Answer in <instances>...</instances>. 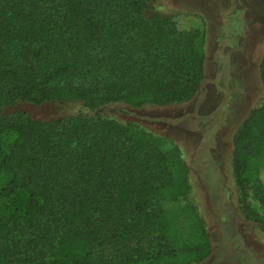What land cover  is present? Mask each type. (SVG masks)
Segmentation results:
<instances>
[{
    "label": "trees",
    "instance_id": "16d2710c",
    "mask_svg": "<svg viewBox=\"0 0 264 264\" xmlns=\"http://www.w3.org/2000/svg\"><path fill=\"white\" fill-rule=\"evenodd\" d=\"M175 18L156 0H0V264H137V235L156 242L145 264H200L210 255L190 203L180 208L184 223L166 215V203L191 190L180 148L98 111L195 96L204 73L199 31L179 29ZM259 75L264 86V54ZM60 78L68 82L54 86ZM48 102L87 112L42 121L9 110ZM231 155L245 216L264 226L246 184L260 159L254 196L264 208V104L237 131Z\"/></svg>",
    "mask_w": 264,
    "mask_h": 264
},
{
    "label": "rangeland",
    "instance_id": "374dc122",
    "mask_svg": "<svg viewBox=\"0 0 264 264\" xmlns=\"http://www.w3.org/2000/svg\"><path fill=\"white\" fill-rule=\"evenodd\" d=\"M164 15H176L177 27L199 31L197 49L204 57V73L198 92L190 100L166 106L132 108L125 104L98 111L123 121H133L146 130L176 144L189 168V195L166 203L172 223L185 221L180 208L190 203L201 217L210 242V255L200 264H264V226L249 220L242 209L232 172L233 139L252 109L264 104V86L259 66L264 54V0H156ZM68 81L57 79L54 86ZM18 109L33 119L55 118L87 112L79 103L23 104ZM63 143L70 142L64 135ZM246 175L248 202L264 219V208L254 196V168ZM264 181V172L261 174ZM180 225V224H179ZM178 236L188 238L184 226ZM114 228L103 231L109 236ZM151 237L137 235L130 241L146 254L156 251ZM109 245L106 256L117 253ZM144 257V258H142Z\"/></svg>",
    "mask_w": 264,
    "mask_h": 264
}]
</instances>
